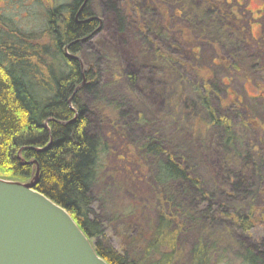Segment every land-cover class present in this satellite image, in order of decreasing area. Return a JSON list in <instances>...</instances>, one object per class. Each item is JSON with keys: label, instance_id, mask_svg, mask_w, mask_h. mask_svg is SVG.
<instances>
[{"label": "trees", "instance_id": "1", "mask_svg": "<svg viewBox=\"0 0 264 264\" xmlns=\"http://www.w3.org/2000/svg\"><path fill=\"white\" fill-rule=\"evenodd\" d=\"M120 1L123 12L116 0H107V4L121 26L129 23L126 19L134 11L141 18L138 0ZM193 1L180 2L188 7ZM84 2L71 0L69 9L64 3H48L52 15L47 26L30 33L0 15V177L26 181L38 165L36 189L73 216L109 264H264V247L244 245L230 256L227 242L209 232V225L226 217L242 232L264 229V177L259 174V204L250 201L228 211L212 201L214 194L189 157L185 137L177 140L173 136L176 132L167 135L154 127L148 128L140 140L131 136L125 125L130 115L137 111L138 122L146 119V113H139L134 106L136 102L130 96L133 91L139 92L135 95L142 103L154 107H159L164 94L152 88L148 94L137 89L140 77L124 71L120 64H115L112 82L103 81L100 68L88 59L90 55L83 46L99 33L102 21L94 0ZM169 2L153 0L167 21L171 20ZM236 5L240 6L241 0H201L191 9L219 15L224 28L237 25ZM80 6L78 20L83 22L78 24L75 17ZM192 13L197 14L188 11L187 15ZM200 25L202 33L209 28L207 23ZM193 46L186 55L175 56L154 43L147 71L153 79L173 71L179 85L191 87L193 102H182L185 109L192 108V117H187L188 127L178 135L192 131L208 134L218 129L223 145L237 155L236 146L241 145L242 138L249 134L254 137L260 115L252 103L221 97L220 92L227 86L226 76L250 63L228 58L219 44H214V58H207L205 51ZM122 78L128 93L121 90L119 95L123 97L115 98L110 91ZM164 90L168 93V87ZM87 94H93L90 105L85 101ZM169 97L172 109L163 107L162 111L178 118L180 112L173 104L181 107L180 98ZM215 98L225 105L227 115L219 110ZM234 116L237 122L231 119ZM247 144L244 158L259 159L264 167V150L250 141ZM19 150L26 161L36 160L37 165L22 163ZM119 150L126 155L117 154ZM100 183L106 186L103 191ZM179 185L184 187L183 192L174 188ZM99 193L110 207L111 218L120 221L123 228L121 243L116 246L103 242V226L91 216ZM185 194L199 201L198 206L195 201L192 207L187 204ZM204 202L208 205L200 207Z\"/></svg>", "mask_w": 264, "mask_h": 264}, {"label": "rangeland", "instance_id": "2", "mask_svg": "<svg viewBox=\"0 0 264 264\" xmlns=\"http://www.w3.org/2000/svg\"><path fill=\"white\" fill-rule=\"evenodd\" d=\"M138 1L142 8L141 18L133 10V15L126 19L129 23L126 26H121L115 11L109 8L107 0H94L93 6L102 25L99 33L83 44L87 52L86 55H90L88 59L100 68L104 82H112L115 64H120L124 71L136 73L140 77V85L137 89L148 94L151 93L150 88H152L157 92L161 90L164 94V96L161 95L159 107H154L153 104L142 103L141 98L135 95L139 92L134 93L133 91L130 96L136 102L134 106L137 107V110L139 109V113H146V119L144 122H138V112H133L125 122L128 133L140 140L148 128L154 127L167 135L176 132L173 135L175 139H184L185 137L189 157L195 161L197 171L203 176L207 187L214 194L212 201L222 204L228 211H233L234 208L244 206L250 201L259 204L260 197L256 194L257 183L259 174L264 177V167L259 159L249 156L244 158V155L247 154L248 141L252 142L259 150H264V0H241V5H236L234 9L238 15L237 25L233 23L231 27L224 28L219 15L202 14L191 9L194 8L193 4H198V1L201 4V0H194L193 4L188 7L181 3V0H169L167 6L171 15L170 21L165 19L161 9L153 4V0ZM64 2L66 0H0V13L1 17L5 16L11 19L24 32L30 33L41 31L47 26L48 3H54L56 6ZM117 4L123 12L125 7L122 6V2L116 0ZM229 8H232V5ZM188 11L197 14L192 13L189 16L187 15ZM201 22L209 24V28L204 30V33L201 32L203 29L200 25ZM191 23L194 25L193 27ZM212 33H216L218 38H215V34ZM154 43L163 49L172 51L175 56L186 55L191 51V48H194L193 45H196L206 52L207 58L216 56L214 44H219L223 54L228 58L233 61L244 59L250 63L249 66L241 68L239 71H233L228 77L226 76L227 86H224V90L220 92L221 97H238L244 103H252L260 115L258 117L260 126L253 131L254 137L251 138V134H249L248 137L242 138L241 145L236 146L237 155L223 145L222 135L218 129H213V132L208 134L192 131V133L178 135L188 127L189 119L187 120V117H192V108L185 109L182 102V99L188 103L193 102L191 87L179 85L177 75L173 71L166 73L164 77L157 75L153 79L147 71V67L150 63L148 59L152 55L151 45ZM143 51L148 53H143ZM179 68L182 69L180 65ZM221 73L220 70L218 75L221 76ZM125 86L127 85L123 78L118 80L116 86H113L110 91L111 95L121 99L123 96L119 95V91H126ZM166 87H168L167 91L170 95L165 93ZM112 91L114 93L116 91L117 94H113ZM126 93H128V89ZM92 96L93 94L84 96L89 105L93 103ZM169 96H179L180 98L179 105L181 107L173 104L174 108L176 106L180 112L178 118H172L170 113L165 114L162 111L163 107L169 111L172 109L170 100L167 101ZM165 103L167 104L165 105ZM215 103H218L222 114L227 115L224 111L225 105L218 98H215ZM231 119L234 122L238 120L236 116ZM241 133L247 135V132ZM117 154L126 155L123 150L117 151ZM101 184L99 187L103 191L106 186ZM174 188L184 191V187L181 185ZM99 194L93 203L91 216L103 226V242L116 246L121 243L120 235L123 228L119 225L120 221L111 218L110 207L101 199L102 194ZM184 198L187 204H191V207L194 201L196 207L199 204V201L190 196L186 195ZM207 205L208 203L204 202L200 207L204 208ZM209 232L227 242L230 256L236 254L244 245L257 244L264 247L263 228L242 232L240 229L234 228L227 217L209 225Z\"/></svg>", "mask_w": 264, "mask_h": 264}, {"label": "water", "instance_id": "3", "mask_svg": "<svg viewBox=\"0 0 264 264\" xmlns=\"http://www.w3.org/2000/svg\"><path fill=\"white\" fill-rule=\"evenodd\" d=\"M21 150L22 163L37 165ZM39 173L37 165L26 181L0 177V264H109L73 216L36 189Z\"/></svg>", "mask_w": 264, "mask_h": 264}, {"label": "flooded vegetation", "instance_id": "4", "mask_svg": "<svg viewBox=\"0 0 264 264\" xmlns=\"http://www.w3.org/2000/svg\"><path fill=\"white\" fill-rule=\"evenodd\" d=\"M16 1H18V0H16ZM22 1H24V0H22ZM79 10H80V9H79ZM79 10H78V11H79ZM49 12H50L49 10H46V19H47V21H48V18L52 15V14L50 15ZM79 13H80V11H79ZM79 13H77V15H76L77 17H78V15H79ZM0 15H1V13H0ZM60 16L62 17V12H60ZM78 21H79V20H78ZM80 21L83 22V20H80ZM81 22H80V23H81ZM14 25H15L17 28H19V26H18L17 24L14 23Z\"/></svg>", "mask_w": 264, "mask_h": 264}, {"label": "bare ground", "instance_id": "5", "mask_svg": "<svg viewBox=\"0 0 264 264\" xmlns=\"http://www.w3.org/2000/svg\"><path fill=\"white\" fill-rule=\"evenodd\" d=\"M69 1L70 0H68V1L66 0V2H64V4H65L64 7H66L67 9H69V5H68ZM82 8H83V6H80V8H79L80 10L79 11H81ZM70 9H72V8L70 7ZM79 11L77 10V13H79ZM75 21H77L78 24H80V22H81L80 20L78 21V17L77 16L75 17Z\"/></svg>", "mask_w": 264, "mask_h": 264}]
</instances>
